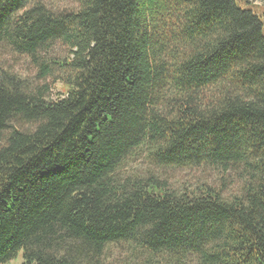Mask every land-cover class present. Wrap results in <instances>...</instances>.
Wrapping results in <instances>:
<instances>
[{
  "label": "trees",
  "instance_id": "obj_1",
  "mask_svg": "<svg viewBox=\"0 0 264 264\" xmlns=\"http://www.w3.org/2000/svg\"><path fill=\"white\" fill-rule=\"evenodd\" d=\"M48 1L0 0V264H264V0Z\"/></svg>",
  "mask_w": 264,
  "mask_h": 264
},
{
  "label": "rangeland",
  "instance_id": "obj_2",
  "mask_svg": "<svg viewBox=\"0 0 264 264\" xmlns=\"http://www.w3.org/2000/svg\"><path fill=\"white\" fill-rule=\"evenodd\" d=\"M255 3L257 5H262L261 0H256ZM48 4L52 6L53 8H71L75 4L73 0H49ZM0 64L4 67L16 71L21 74L31 75L32 74V67L28 63V60L24 57H17L12 53H8L2 49H0ZM62 91V85L60 83H57L54 88L53 97L57 98L61 95ZM145 172V167L143 165V159L137 160L135 162H132L128 168L122 172L123 175H128L130 173H139L142 174ZM158 173V172H157ZM160 174V173H159ZM162 177L168 181V183L171 186H177L180 182H195L196 180H202V181H214L213 172H208V174H205L200 171L196 172H183V171H173V170H166L161 173ZM119 253L116 249H114L113 256H118ZM23 261L22 254L19 256L17 260L12 261L9 264H21Z\"/></svg>",
  "mask_w": 264,
  "mask_h": 264
}]
</instances>
